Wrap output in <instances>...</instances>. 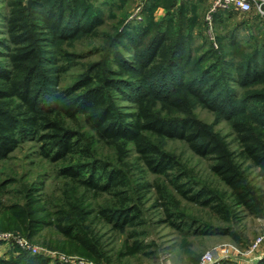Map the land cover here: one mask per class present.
Here are the masks:
<instances>
[{
	"label": "trees",
	"instance_id": "16d2710c",
	"mask_svg": "<svg viewBox=\"0 0 264 264\" xmlns=\"http://www.w3.org/2000/svg\"><path fill=\"white\" fill-rule=\"evenodd\" d=\"M3 2L12 9L0 11L7 34L0 37V57L4 58L0 60V161L24 142H36V153L42 158L33 164L42 169L33 174L42 183L40 189L30 185L27 191L42 192L40 197L50 215L37 223L52 227L97 261L122 264L125 257L145 252L148 246L140 238L141 231H127L129 226L145 223L146 194L154 192L165 207L162 220L180 231L205 235L215 228L196 223L198 217L184 207L173 209L176 203L170 200L174 195L149 174L172 176L174 189L184 198L227 221L234 210L263 213L264 87L251 91L253 101H248L247 107H239L237 102L240 89L264 84V28L256 33L253 50L241 53L244 61L236 62L233 50L214 51L216 63L201 65L202 59L195 58L189 42L198 23L199 3L183 2L177 10L169 8L158 22L151 18L139 27L131 26L133 20L122 22L101 48L104 60L61 86V73L69 64L43 42L58 45L84 33H96L103 22L100 8L93 7L90 0H33L31 6L23 0ZM236 12L217 9L212 13L213 22L224 23ZM231 82L236 89H230ZM126 88V98L134 106L122 110L114 102L113 92ZM154 100L162 107H155ZM259 100H263L260 105ZM195 102L229 121L236 147L193 115L187 106ZM251 104L259 111L251 112ZM251 115L262 129L250 121ZM159 138L182 140L196 155L209 159L210 175L224 184V191H219L214 179L184 181L189 176L187 170L162 148ZM134 156L140 180L131 182L126 166ZM43 158L54 166L48 179L55 174L66 182L60 194L43 192L49 181L41 176L48 170ZM251 168L257 171V181ZM12 180L0 181V199ZM4 210H0L1 216L20 218L30 234L39 226L24 209ZM45 262L41 256L27 254L12 260L0 258V264Z\"/></svg>",
	"mask_w": 264,
	"mask_h": 264
},
{
	"label": "rangeland",
	"instance_id": "374dc122",
	"mask_svg": "<svg viewBox=\"0 0 264 264\" xmlns=\"http://www.w3.org/2000/svg\"><path fill=\"white\" fill-rule=\"evenodd\" d=\"M188 1L199 3L198 23L195 25L194 35L190 37L189 42L195 58L202 59L200 64L215 62L217 54L214 56V51L232 53L233 50V59L236 62L244 61L246 58L241 53H249L253 50L256 45V33L264 28V17L256 18L254 11L233 13L226 22L215 25L213 21L210 24L206 18L214 0H203V3L200 0H90L93 7L100 8L99 13H101L103 21L96 27V33H84L74 39L63 40L58 45L51 46V42H43L45 48L50 51L57 50L69 64V68L61 73V86L72 83L94 62L104 60L105 51H101V48L108 43V36L110 37L122 22L133 20L131 24L133 27H139L151 18L158 22L167 15L169 8L177 10L180 3ZM32 2L33 0H23V4L28 6H31ZM11 9L12 7L0 0V11L8 13ZM4 19L0 15V37L7 35L4 29ZM200 29H202V33H200ZM2 59L4 58L0 57V60ZM196 65L195 69H197ZM47 73L50 72L47 71ZM45 85L44 82L43 87ZM229 87L230 89L237 88L232 82ZM262 87L264 84H255L251 86L252 90L246 88L243 91L240 89L238 93L241 96L237 102L238 106L247 107L248 101H253L251 100V91L262 89ZM128 93V88L124 91L114 90L113 92L114 102L122 110L134 106V102L126 98ZM154 103L158 109L162 107L161 102L154 100ZM261 103L263 100H259V105ZM252 104L249 110L253 113L259 111ZM187 108L201 121L212 125L231 143L232 147H236L235 135L229 121L224 116L198 102L187 106ZM249 119L258 128L262 127L252 115ZM158 141L162 148L174 155L182 167L187 170L189 176L184 181L214 179L219 191H224V184L217 177L210 175L209 159L196 155L182 140L159 138ZM108 151L105 149V152ZM135 157L127 160L126 166L131 182L140 180V169ZM40 158L36 153V142L26 141L11 156L0 161V181H5L9 177L14 179L6 186V195L3 200L0 199L2 200L0 210L5 208L4 212L11 213L10 211L24 209V214L27 217L36 219L35 223L49 219L50 215L45 210L44 202L40 197L42 192L34 191L30 194V191H27L30 185L31 188L35 185L36 189H40L39 183H42V179L33 174L37 169H42L39 165L33 164L35 161H40ZM42 161L47 165L50 164L44 158ZM51 166L53 165L47 166L46 175L43 174L44 172L41 174L43 179L47 180L53 173ZM251 173L252 178L257 181L259 178L257 179L256 169L251 168ZM149 178L158 180L168 187V192H171L175 198L170 200L171 203L173 201L176 203V206L172 205L173 209H177V206L184 207L195 213L194 217H198L196 223H209L215 228L211 230L210 234L205 235L180 231L162 220L163 217H166L165 207L161 205L154 192L146 194L143 218L145 223L141 226H129L127 231H141L140 238L148 246L145 252L125 257L122 264H197L200 257L208 251L214 253L215 262L213 264H264V211L260 215H251L234 210L235 214L232 215V219L227 221L208 207L184 198L174 189L170 181L172 176L167 179L165 176L149 174ZM48 180V187L43 192L55 191L60 194L61 190L66 187L65 180L61 181L55 177V174ZM11 217H0V258L12 260L27 254L31 257H43L46 261L45 264H107L105 261H97L92 258L86 250L72 240L64 238L52 227H43L40 222L37 223L39 226L34 227L35 230L33 228L34 233L30 234L26 229L27 224H24L20 218L17 220ZM107 233L109 235L110 232ZM256 241L259 243L253 247Z\"/></svg>",
	"mask_w": 264,
	"mask_h": 264
},
{
	"label": "built area",
	"instance_id": "2783aa9c",
	"mask_svg": "<svg viewBox=\"0 0 264 264\" xmlns=\"http://www.w3.org/2000/svg\"><path fill=\"white\" fill-rule=\"evenodd\" d=\"M217 9H233L240 13L254 11L256 15L264 17V0H214L206 15V18L210 24L213 21L212 13ZM259 241H256L253 247H256ZM214 262V253L212 251H208L200 257L197 264H213Z\"/></svg>",
	"mask_w": 264,
	"mask_h": 264
},
{
	"label": "water",
	"instance_id": "95a60500",
	"mask_svg": "<svg viewBox=\"0 0 264 264\" xmlns=\"http://www.w3.org/2000/svg\"><path fill=\"white\" fill-rule=\"evenodd\" d=\"M29 3H30V1H29Z\"/></svg>",
	"mask_w": 264,
	"mask_h": 264
}]
</instances>
